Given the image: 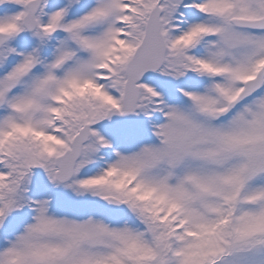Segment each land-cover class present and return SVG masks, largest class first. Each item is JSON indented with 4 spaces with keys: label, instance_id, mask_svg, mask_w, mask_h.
I'll list each match as a JSON object with an SVG mask.
<instances>
[{
    "label": "snow or ice",
    "instance_id": "snow-or-ice-1",
    "mask_svg": "<svg viewBox=\"0 0 264 264\" xmlns=\"http://www.w3.org/2000/svg\"><path fill=\"white\" fill-rule=\"evenodd\" d=\"M0 264H264V0H0Z\"/></svg>",
    "mask_w": 264,
    "mask_h": 264
}]
</instances>
